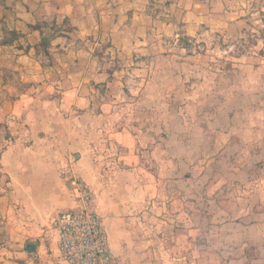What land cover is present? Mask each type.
I'll return each instance as SVG.
<instances>
[{"label":"crops","instance_id":"obj_1","mask_svg":"<svg viewBox=\"0 0 264 264\" xmlns=\"http://www.w3.org/2000/svg\"><path fill=\"white\" fill-rule=\"evenodd\" d=\"M247 28L262 32L264 0H0V264L55 260L53 217L75 205V173L92 188L113 255L143 264L131 256L167 252L145 243L141 222L166 223L176 188L179 204L201 205L199 165L189 176L187 151L164 136L165 116L155 125L150 86L142 101L121 93L152 73L141 62L155 58L164 36L213 44ZM228 197L229 216H264ZM185 209L178 216H198ZM246 261L230 264H264Z\"/></svg>","mask_w":264,"mask_h":264},{"label":"rangeland","instance_id":"obj_2","mask_svg":"<svg viewBox=\"0 0 264 264\" xmlns=\"http://www.w3.org/2000/svg\"><path fill=\"white\" fill-rule=\"evenodd\" d=\"M170 38L163 37L153 60L141 62L152 73L137 78L135 91L125 89L121 96L124 102L142 101L141 88L151 87L144 98L157 101L160 109L146 110L152 116V110L156 113V126L165 116L169 131L164 136L171 137L172 149L187 151L189 176L190 168L199 165L193 174L203 180L202 204H179L176 188V204L166 223L141 222V234L151 236L145 243L169 252L131 257L143 264H230L238 256H245L247 263L264 258V216H229L234 211L228 197L234 192L237 207L246 206L249 212L259 205L257 210L264 214V42L259 40L264 39V28L262 32L247 28L213 44ZM161 128L151 140H162ZM195 208L198 216H178L183 209ZM255 218H263L261 227L250 225Z\"/></svg>","mask_w":264,"mask_h":264},{"label":"built area","instance_id":"obj_3","mask_svg":"<svg viewBox=\"0 0 264 264\" xmlns=\"http://www.w3.org/2000/svg\"><path fill=\"white\" fill-rule=\"evenodd\" d=\"M68 182L75 205L53 217L58 254L51 264H126L109 249L106 225L95 209L92 189L75 174Z\"/></svg>","mask_w":264,"mask_h":264}]
</instances>
